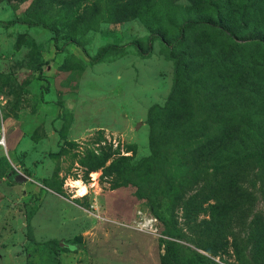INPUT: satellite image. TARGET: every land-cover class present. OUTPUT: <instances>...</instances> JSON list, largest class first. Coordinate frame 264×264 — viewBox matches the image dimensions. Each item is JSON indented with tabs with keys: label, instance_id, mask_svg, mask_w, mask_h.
Masks as SVG:
<instances>
[{
	"label": "rangeland",
	"instance_id": "obj_1",
	"mask_svg": "<svg viewBox=\"0 0 264 264\" xmlns=\"http://www.w3.org/2000/svg\"><path fill=\"white\" fill-rule=\"evenodd\" d=\"M151 1L114 23L107 0H0V264H264L248 238L264 222V0L220 1L228 29L247 20L235 37L179 33L190 1ZM106 45L121 50L90 64ZM233 171L252 204L213 255L184 202Z\"/></svg>",
	"mask_w": 264,
	"mask_h": 264
},
{
	"label": "trees",
	"instance_id": "obj_2",
	"mask_svg": "<svg viewBox=\"0 0 264 264\" xmlns=\"http://www.w3.org/2000/svg\"><path fill=\"white\" fill-rule=\"evenodd\" d=\"M77 0H73V2H76ZM190 5L188 7H184L183 12L186 14L183 15V17H180V14H178L177 11V18L178 21L176 23V27L179 30V33L185 31L186 29L190 28H201L208 30L210 27L213 31L217 32L218 34H228L230 36H237L238 34L243 33L245 30V26H247V20L243 19L245 17V13L242 15L243 27H230L228 29L225 15L222 12V6L220 1L221 0H189ZM108 5V12H110V16L108 17L109 21L114 23H120L123 21H127L136 17H139L141 14L144 13L146 10L145 7L148 6L152 1L151 0H107ZM111 8H110V7ZM255 6V5H253ZM252 7L249 6V8ZM174 8V7H173ZM175 9V8H174ZM111 10V11H110ZM182 12V13H183ZM181 13V14H182ZM175 14V13H174ZM173 16L175 17V15ZM168 15H172L171 12H168ZM214 18L210 19L208 16ZM14 24V22H8L5 23L4 26L10 27ZM32 26H38L40 24L34 23L29 24ZM46 29H49L51 31H54L53 29L48 28L47 26H43ZM210 29V30H211ZM159 38L162 37L158 35ZM181 39V36L177 38V41ZM259 40V39H258ZM260 42L264 43L262 39L259 40ZM176 43V42H175ZM77 47L81 49V47L74 43ZM175 44L170 45V48L174 49ZM134 49L136 53L143 57L146 54V51L141 50L138 46L133 44ZM82 50V49H81ZM121 50L120 46H113V45H106L102 48H100L96 53L92 56H87V59L90 64H95L102 60L109 52L112 51H118ZM83 51V50H82ZM177 55L180 56H187L184 53H177ZM235 136H237L236 130L234 127L230 129H226L222 135L216 139L211 140L210 142L202 145V148L209 151L212 146L216 143L220 147H224L227 144H229L232 140L235 139ZM214 149V148H213ZM198 155H201L200 149L197 151ZM262 155L264 156V149L262 150ZM107 159V157L105 158ZM104 159V161H105ZM195 163L199 167L205 163L207 160L206 158H203L202 156H196ZM103 161V162H104ZM107 169V168H106ZM240 173L237 171H233L231 173H227L225 176L214 179V180H230L227 185H219V188H213L211 193L208 195H200L202 196L199 200H195L194 202L193 198L186 200L184 202L183 210L185 214L183 215L186 222L190 224L191 229L195 231H200V233H204L206 237H210V243L205 240V242L202 244H199V248L203 251H206L210 254L216 255L220 253H225V251L228 249V247H233L235 249V246H229L224 240L223 232L227 231L230 227L231 223L234 224H244V221L248 214V204H252V201L250 200L247 193L243 192L240 188L237 189V184H235V181L239 180ZM215 203L213 209L216 210L215 216L211 217L208 220L198 219V216L203 208V205L207 203V201L211 200ZM152 207V205H151ZM150 207V208H151ZM246 207V208H245ZM152 214L156 216V212L154 209H151ZM228 224H226L225 222ZM255 224L260 225L257 229L254 227ZM249 234L248 238L250 239V242L252 243V247L250 250V254L254 256H258L260 254V246L264 247V222H262L260 219L254 217L251 221V224H249ZM254 261H259L258 258H256Z\"/></svg>",
	"mask_w": 264,
	"mask_h": 264
},
{
	"label": "built area",
	"instance_id": "obj_3",
	"mask_svg": "<svg viewBox=\"0 0 264 264\" xmlns=\"http://www.w3.org/2000/svg\"><path fill=\"white\" fill-rule=\"evenodd\" d=\"M2 98L0 97V146H4V127H3V122H2Z\"/></svg>",
	"mask_w": 264,
	"mask_h": 264
},
{
	"label": "water",
	"instance_id": "obj_4",
	"mask_svg": "<svg viewBox=\"0 0 264 264\" xmlns=\"http://www.w3.org/2000/svg\"><path fill=\"white\" fill-rule=\"evenodd\" d=\"M13 180H14L15 182H25V181H26V177L17 174V175H15V176L13 177Z\"/></svg>",
	"mask_w": 264,
	"mask_h": 264
},
{
	"label": "bare ground",
	"instance_id": "obj_5",
	"mask_svg": "<svg viewBox=\"0 0 264 264\" xmlns=\"http://www.w3.org/2000/svg\"><path fill=\"white\" fill-rule=\"evenodd\" d=\"M83 192H84V189L81 190V193H82V194H83ZM82 194H81V195H82Z\"/></svg>",
	"mask_w": 264,
	"mask_h": 264
}]
</instances>
